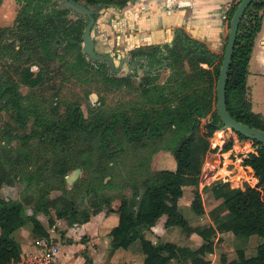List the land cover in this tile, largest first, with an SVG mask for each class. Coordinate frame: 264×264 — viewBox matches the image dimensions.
<instances>
[{
	"label": "trees",
	"instance_id": "16d2710c",
	"mask_svg": "<svg viewBox=\"0 0 264 264\" xmlns=\"http://www.w3.org/2000/svg\"><path fill=\"white\" fill-rule=\"evenodd\" d=\"M17 1L20 8L13 24L0 25V110L7 111L12 121H6L1 131L0 188L4 183L13 184L21 176L29 184H35L36 193L22 200L7 199L0 193V264H17L21 260L22 247L13 233L25 223H31L39 238L49 239V230L38 214L50 215L49 224L54 226L51 209L73 225L88 222L92 214L107 205V213L118 215L117 223L108 232L111 249H127L139 239L144 253L142 264H169L184 251L173 242L155 245L145 237V231L163 215L166 227L180 226L202 240L197 248L182 253L183 260L190 261L188 264H210L206 254L213 252L217 232L264 237V144L255 139L254 150L242 159L243 165L252 169L250 182L223 194V200L211 211L214 225H191L179 210L180 198L189 186L193 188V211L197 215L205 213L198 189L200 166L195 155L218 149L210 147L209 137L215 130L221 135L220 128L224 125L216 109V83L224 51L213 52L181 31L172 45L165 46L164 52L157 45L134 47L132 57L149 58L148 68L143 62L144 73L137 87L139 98L126 108H104L103 102L92 107L86 116L79 100L54 103L57 94L47 96L44 90L57 91V78L72 75L88 81L99 77L107 88L133 87V73L112 74L107 61L87 58L82 50V33L88 16L59 9L58 0ZM79 1L91 8L112 1L123 7L129 0ZM240 1L231 6L230 19ZM71 11L76 18L68 17ZM263 13L264 0H253L247 7L239 24L226 83L230 114L262 129L264 114L252 108L247 74ZM161 61H167L170 68L164 82L158 81V69H150ZM21 83L31 90L23 93ZM61 105L63 110L59 109ZM12 139H17L19 146L13 147ZM216 140L217 137L212 143ZM127 143L147 149L140 159L143 175L134 184L132 195H120L117 206H112L111 195L93 189L90 205L80 208L71 195L77 183L68 188L66 176L92 161L98 162L97 173L106 170V165L121 154ZM231 148L233 140H226L221 152ZM160 150L173 154L175 168L153 169L148 165L153 154ZM52 190L61 194L51 197ZM26 205H32L31 213ZM85 264L95 261L86 256ZM229 264H264V240L258 243L255 254L248 255L244 248H237Z\"/></svg>",
	"mask_w": 264,
	"mask_h": 264
},
{
	"label": "rangeland",
	"instance_id": "374dc122",
	"mask_svg": "<svg viewBox=\"0 0 264 264\" xmlns=\"http://www.w3.org/2000/svg\"><path fill=\"white\" fill-rule=\"evenodd\" d=\"M135 2L136 0H129L123 6L125 7L124 9L118 7L114 1L105 3V5H102L104 2H101L91 7L98 10L97 18L92 28L96 47L100 52L110 53L116 63H118L119 58L123 56L130 57L131 55L130 49L133 44L129 40V36L134 35L135 29L131 26L127 28L124 19L126 16H131L130 13ZM58 3L60 4V0H58ZM19 8L20 3L17 0H3L0 5V25H12ZM68 17L76 18L77 16L71 11ZM219 54H222V52ZM70 59H73V56ZM139 63L140 65L131 72H128V67L124 63L120 71L112 73L119 76L133 73V87L123 85L122 87L107 88L99 77H96L93 81H88L72 75L66 78H57V91H47L48 93L46 90L44 91L47 96L51 95V93L57 94L54 103L57 100L60 103L68 100H79L86 116L89 115V110L92 107L99 106L103 102L105 103L101 106L104 108H126L139 98L137 87L144 73L143 61ZM208 66L206 63L205 67ZM33 69L37 70V66L34 65ZM108 70L111 72L110 67ZM169 73L170 68L162 63L160 68H158V81L164 82ZM20 89L23 93L31 90L29 86L23 83L20 84ZM63 108L64 106L61 105L59 109L63 110ZM253 109L256 111L257 107L255 106ZM6 121H11L9 113L5 110H0V137ZM204 122L205 118L202 119V125ZM29 124H31V120ZM202 128L204 129L203 126ZM220 129L221 135L217 134L215 130L213 135L209 137L210 147L218 146L217 151H207L205 154L197 152L195 155L196 162L200 166L198 189L201 193L205 213L197 215L193 211L191 207L193 198L192 187H186L183 196L180 198L179 210L189 220L191 225H214L215 222L211 217V211H215L216 206L223 200V194L232 188L243 187L245 183L250 182L252 169L244 166L242 159L249 151L254 150L253 139L239 137L238 133L230 127H222ZM216 137L218 140L213 144L212 142ZM229 139L233 140V148L227 152H221L223 143ZM10 144L13 147L19 146L17 139H12ZM145 150L147 149H141L138 146L127 143L121 154L115 157V160L110 161L107 164L108 167L106 165V170L104 169L102 172L97 173V161H92L86 167H79L80 172L77 178L71 182L66 181L68 188H72L74 183H77L71 195H73L79 207L84 208L90 205L89 198L93 189L111 195L113 197L112 206H117L120 195L124 194L130 197L133 193L134 184H138L139 177L143 175L140 159L144 155ZM148 165L153 169H172L175 168L176 161L170 151L160 150L153 154ZM0 193L7 199L22 200L24 196L36 193L35 184H29L25 177L19 176L14 179L13 184L4 183L0 188ZM59 194H61V191L52 190L49 195L54 197ZM106 208L107 205L99 213L92 214L88 222L75 223L73 225H70L67 219L57 217L55 210L51 209L55 224L50 226V215L40 212L38 216L49 230V239L42 240L35 235L30 222L17 228L13 235L20 244L22 240L24 244H28V247L32 248V250L26 251L24 258H21L17 264H20L25 258L28 259L30 256L34 258L35 255L41 253L40 249L41 246L43 247V242L48 246L56 244L59 247V252L53 264H85L86 256L92 257L96 262L95 264H142L144 253L139 239L134 241L127 249H111V237L108 232L117 223L118 215L116 212L107 213ZM26 209L27 212L31 213L32 205H26ZM165 219L166 215L161 216L155 226L145 231V237L150 239L155 245L165 241L173 242L177 247L184 249L183 254L188 248L194 249L199 246L200 238L198 235L194 233L190 235L180 226L166 227L164 225ZM218 238L219 241H217ZM263 240L264 237L258 234L239 237L231 231L217 232L213 239L214 250L213 252H208L206 258L210 260V264H229V261L236 256L237 248H244L248 255L255 254L258 243ZM182 253L178 257L171 259L169 264H188L190 261H184Z\"/></svg>",
	"mask_w": 264,
	"mask_h": 264
},
{
	"label": "crops",
	"instance_id": "0c3cea01",
	"mask_svg": "<svg viewBox=\"0 0 264 264\" xmlns=\"http://www.w3.org/2000/svg\"><path fill=\"white\" fill-rule=\"evenodd\" d=\"M235 1L136 0L131 16L124 19L127 28L131 26L135 29L134 35L129 36L133 44L131 49L140 45H157L164 49L166 45L173 44L175 36L181 31L203 42L211 51L223 52L229 33L228 13ZM140 61L145 62L146 57ZM248 69L247 85L252 108L256 106V111L264 114V13ZM21 247L24 258L26 251L32 248L22 240Z\"/></svg>",
	"mask_w": 264,
	"mask_h": 264
},
{
	"label": "water",
	"instance_id": "95a60500",
	"mask_svg": "<svg viewBox=\"0 0 264 264\" xmlns=\"http://www.w3.org/2000/svg\"><path fill=\"white\" fill-rule=\"evenodd\" d=\"M253 0H241L229 23V33L227 36V42L223 53L222 63L220 65V71L217 78L216 83V94H217V101H216V109L217 113L220 116L223 127H230L232 130L236 132H240L246 138L255 139L262 144H264V129L256 126H252L246 123H243L237 119H235L230 112L228 111L227 102H226V83L228 77V71L232 62V57L234 53L235 42L237 38L239 24L242 20V17L245 14V11L249 4ZM105 5V3H102ZM59 9H70L73 10L81 15L88 16V22L85 25L82 33V50L86 54L89 60H101L107 61L108 64L111 66L112 70L115 68V59L114 57L108 52H100L96 47V41L92 35V28L96 21V14L98 12L97 8H90L87 6L83 1L79 0H60V4H58ZM146 56L139 55L135 58L134 63L130 62V58L128 56H123L119 58L118 61V69L120 71L122 69L123 64L125 63L128 67V72L133 71L138 64L140 59H145ZM149 58H146L144 67L148 68ZM167 61H164L166 64ZM203 66H206L205 63H202ZM161 64L151 67L152 71L160 68ZM80 172V168L77 167L74 169L70 174L66 176V180L71 182L75 180Z\"/></svg>",
	"mask_w": 264,
	"mask_h": 264
},
{
	"label": "built area",
	"instance_id": "2783aa9c",
	"mask_svg": "<svg viewBox=\"0 0 264 264\" xmlns=\"http://www.w3.org/2000/svg\"><path fill=\"white\" fill-rule=\"evenodd\" d=\"M40 252L41 253L35 255L34 258L33 256H30L28 259H23L20 264H53L59 252V247L56 244L48 246L43 242V247L41 246Z\"/></svg>",
	"mask_w": 264,
	"mask_h": 264
},
{
	"label": "flooded vegetation",
	"instance_id": "af4514ba",
	"mask_svg": "<svg viewBox=\"0 0 264 264\" xmlns=\"http://www.w3.org/2000/svg\"><path fill=\"white\" fill-rule=\"evenodd\" d=\"M164 49H162V51H163ZM164 52V51H163ZM132 55H130V61H133V62H131L132 64L134 63V61H135V58L134 57H131ZM158 56H160V55H158ZM133 59V60H132ZM162 63H164L163 61H161L160 63H158V64H162ZM158 64H156V65H158ZM138 65H140V63H139V61H138V64H137V66ZM155 65V66H156ZM109 67H110V70H111V72L113 73V72H117V69H118V63H115V68L112 70V68H111V66L109 65ZM123 67V66H122Z\"/></svg>",
	"mask_w": 264,
	"mask_h": 264
}]
</instances>
